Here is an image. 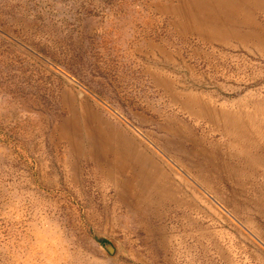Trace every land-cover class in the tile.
I'll return each instance as SVG.
<instances>
[{
	"label": "rangeland",
	"instance_id": "1",
	"mask_svg": "<svg viewBox=\"0 0 264 264\" xmlns=\"http://www.w3.org/2000/svg\"><path fill=\"white\" fill-rule=\"evenodd\" d=\"M259 2L0 0V264H264Z\"/></svg>",
	"mask_w": 264,
	"mask_h": 264
},
{
	"label": "bare ground",
	"instance_id": "2",
	"mask_svg": "<svg viewBox=\"0 0 264 264\" xmlns=\"http://www.w3.org/2000/svg\"><path fill=\"white\" fill-rule=\"evenodd\" d=\"M178 1H179L180 8L177 9V12H178V15L181 16L182 21L185 20L187 25L191 28V30H193V31L195 30L196 32H198L201 35L202 39L205 41H207V40H213L214 41L216 39H219L220 37L221 38L222 37L223 38L228 37L231 39L233 37H236L237 34H235V32L237 31V28H246L247 24L252 20L253 12L257 11V9L260 8V5L262 3V2H259L257 4L252 5L250 3V0H178ZM228 24L232 25V27L231 28L228 27ZM259 32H261V31H259ZM240 35H243V34L240 33ZM257 35H259V33H257ZM205 114L208 115L207 113H205ZM105 140H106V143L104 144L103 149L106 151L108 150L109 153L112 154L114 164L115 163L119 164V165L123 164L125 161V155L127 152L124 155L123 153H121L122 149L120 150V148L112 145L109 140H107V139H105ZM126 157H127V155H126ZM123 168L124 167L114 168V165H111L110 170L113 169V172L116 170L115 171V173H116L119 170L121 171ZM128 175H130V174H128ZM107 178H108V175H107ZM110 178H113V177L110 176ZM114 182H115V180H114ZM147 182L148 181H146L145 183H147ZM148 184H149V182H148ZM120 188H122V187H120ZM118 191H119V189H118Z\"/></svg>",
	"mask_w": 264,
	"mask_h": 264
}]
</instances>
